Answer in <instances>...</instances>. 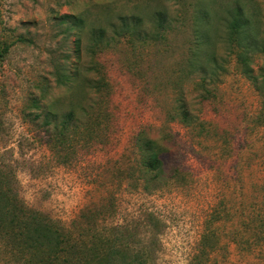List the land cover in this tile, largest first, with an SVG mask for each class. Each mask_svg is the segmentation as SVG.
Instances as JSON below:
<instances>
[{
  "label": "rangeland",
  "instance_id": "rangeland-1",
  "mask_svg": "<svg viewBox=\"0 0 264 264\" xmlns=\"http://www.w3.org/2000/svg\"><path fill=\"white\" fill-rule=\"evenodd\" d=\"M148 1L0 0V31L5 25L34 41L14 46L0 65V166L14 172L28 206L66 226L83 211L108 203L116 212L113 222L132 225L154 213L162 222L156 264H190L210 223L219 238L212 264H264V0H239L259 44L248 53L250 74L238 60L240 48L225 42L231 16L223 9L229 12L236 0H217L224 20L218 26L213 16L211 37L224 71L208 73L207 100L199 97L203 72L187 74L192 8L183 7L188 10L183 13L182 6L169 3L177 21L167 40L138 50L125 40L96 56L110 89L105 97L110 115L97 132L102 143L83 138L59 157L50 129L29 107L41 94L43 77L50 85L44 102L66 95L53 72L55 65L75 59V36L62 21L72 24L83 13L104 22ZM181 94L205 130L176 118ZM141 130L153 138L167 136L168 166L178 164L183 171L154 193L144 190L139 176L129 177L139 172L133 142Z\"/></svg>",
  "mask_w": 264,
  "mask_h": 264
},
{
  "label": "trees",
  "instance_id": "trees-1",
  "mask_svg": "<svg viewBox=\"0 0 264 264\" xmlns=\"http://www.w3.org/2000/svg\"><path fill=\"white\" fill-rule=\"evenodd\" d=\"M169 3L182 6L183 13L188 12L184 9L187 6L192 8L194 41L193 47L190 46L187 74L203 72L202 82L198 83L199 97L203 101L208 99L211 93L206 85L208 73L217 76L224 71L223 64L217 60L216 40L211 37L213 16H217L218 26L224 20L215 7L217 0H149L145 5L118 13L104 22L90 20L83 13L75 14L74 23L62 21L63 26L67 24L66 33L75 36V59L55 65L53 72L56 84L66 90V95L44 102L50 85L43 77L37 86L40 96L29 102V107L36 109L35 119H41V126L50 129L52 145L58 149L59 157L68 155L83 138H96L95 143H102L97 132L110 115V99H105L110 89L96 56L125 40L135 50L167 40L171 24L177 21L171 15ZM233 4L229 12L223 9L231 16L225 42L240 48L238 60L243 71L250 74L249 54L257 51L259 44L249 32L251 21L244 17V7L239 0ZM18 44L31 46L34 41L24 33L2 26L0 65ZM188 101L183 94L176 98V118L187 127L205 130L202 117L193 111ZM60 105L67 109H59ZM165 141H169L167 136L153 138L146 130H141L133 142L139 172H130L129 177L139 176L144 190L149 193L158 192L183 172L178 164L168 166L171 151ZM15 179L14 172H7L0 166V260L3 264H156L154 248L159 242L162 222L154 213L147 214L144 222L132 225L113 222L111 219L116 212L114 205L108 203L83 211L66 226L28 206L19 197ZM215 230L211 223L206 226L190 264H212L219 239Z\"/></svg>",
  "mask_w": 264,
  "mask_h": 264
}]
</instances>
